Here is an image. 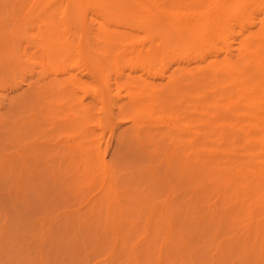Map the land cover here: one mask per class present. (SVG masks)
Instances as JSON below:
<instances>
[{"label": "bare ground", "instance_id": "obj_1", "mask_svg": "<svg viewBox=\"0 0 264 264\" xmlns=\"http://www.w3.org/2000/svg\"><path fill=\"white\" fill-rule=\"evenodd\" d=\"M8 84L29 155L1 150L3 175L45 162L63 204L96 193L68 227L107 264H264V0H0ZM51 118L63 155L38 143ZM107 137L144 171L125 201Z\"/></svg>", "mask_w": 264, "mask_h": 264}, {"label": "rangeland", "instance_id": "obj_2", "mask_svg": "<svg viewBox=\"0 0 264 264\" xmlns=\"http://www.w3.org/2000/svg\"><path fill=\"white\" fill-rule=\"evenodd\" d=\"M1 77L3 80L9 81L5 71L2 72ZM5 87H7L6 92H0V142L2 143L0 152L3 149L6 150L3 154L8 155L10 161H15L18 164L20 160L14 158L13 155L20 152L26 156L29 155L28 149H23L28 140L20 147H15L11 143L13 134L10 133V130L13 125L9 111L13 104L11 100L21 99L22 92H15L16 94L13 93L6 99L5 96L11 86L8 84ZM4 115L5 117H3ZM51 119L49 125L43 128V136L38 138V143L48 142L49 151L63 155L67 152L68 146L73 144L71 131L65 129L64 124H61L62 131L50 134L48 138H45L46 133L52 130L51 126L55 123L53 118ZM2 120L6 121V125L2 126ZM26 122L28 126L31 125L27 120ZM128 145L126 143L120 146L117 141L111 140L109 137L102 141V150L107 161L110 162L112 159L119 161L118 173L121 192L126 190L127 197L129 190L123 184L133 178L135 186H138L139 179L144 173L141 169L128 168L133 160V154ZM6 146L9 147L6 148ZM5 159V156L4 158L0 157V264H107L105 261L111 254L112 245L106 250L94 253L96 247L94 240H91L92 233L85 229L79 230L82 224H78L77 229L68 227V223L73 222L70 212H82L79 215L74 214L75 216L87 214L88 199L93 198L96 193L87 194L81 202L70 207L68 204H63L64 197L62 199L58 194H53L45 162L40 163L37 167L31 163L29 165L31 173L28 169L23 168V165H17L18 177L15 180L11 177L10 171L7 170L5 175L2 173ZM158 171L163 175L165 167H159ZM42 179L45 180V183L42 182ZM18 180H21V183H18ZM166 195L167 193L163 197L164 199ZM122 199L125 201L123 192ZM164 199H160L158 202ZM89 219L90 214L88 213L87 217L83 219V224L86 225ZM135 221L141 222L139 219ZM111 228L113 230V227ZM138 237L131 245L137 242ZM122 248L123 246L119 248L118 252H121ZM118 257L119 254L115 255L110 264H113Z\"/></svg>", "mask_w": 264, "mask_h": 264}]
</instances>
